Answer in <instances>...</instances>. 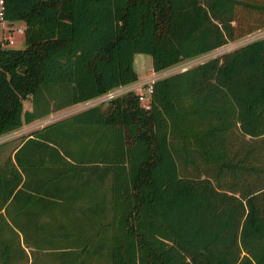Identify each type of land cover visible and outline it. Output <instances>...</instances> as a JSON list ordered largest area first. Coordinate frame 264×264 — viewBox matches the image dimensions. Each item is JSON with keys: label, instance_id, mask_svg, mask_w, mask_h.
<instances>
[{"label": "trees", "instance_id": "obj_1", "mask_svg": "<svg viewBox=\"0 0 264 264\" xmlns=\"http://www.w3.org/2000/svg\"><path fill=\"white\" fill-rule=\"evenodd\" d=\"M3 3L25 45L0 36V134L136 80V51L161 69L264 26V0ZM151 84L0 161V264H264V35Z\"/></svg>", "mask_w": 264, "mask_h": 264}, {"label": "rangeland", "instance_id": "obj_2", "mask_svg": "<svg viewBox=\"0 0 264 264\" xmlns=\"http://www.w3.org/2000/svg\"><path fill=\"white\" fill-rule=\"evenodd\" d=\"M21 20H17L13 23L1 21V29L0 36L5 44L21 47L25 45L24 40V31L19 29V22ZM21 23V22H20ZM264 35V26H260L255 28L241 36H238L234 39L228 40L225 43L216 46L208 51L197 54L193 57L183 58L165 68H162L164 71L163 74H168L183 68H186L192 64H195L199 61H202L206 58H209L214 55H219L224 51L230 50L240 44L245 43L253 38H257ZM134 66L138 72V79L132 84L124 85L121 89L115 92V94L125 92L128 89H133L139 93V91H143L144 94H147V86H145V82L150 80L152 77H159L163 74H152V64H151V55L145 51H136L134 53ZM108 98H100V95L94 96L92 98L81 100L64 107H61L57 110H53V114H45L46 116L41 119H34L31 122H23L20 126L9 130L5 133L0 134V161L4 160V158L12 152L13 147L20 141L21 137L31 131L32 129L40 126L42 123H46L52 121L61 116L67 115L71 112L77 111L79 109L85 108L94 103H101L105 106L108 103ZM24 107L31 106V97L30 94L27 95L23 99Z\"/></svg>", "mask_w": 264, "mask_h": 264}, {"label": "built area", "instance_id": "obj_3", "mask_svg": "<svg viewBox=\"0 0 264 264\" xmlns=\"http://www.w3.org/2000/svg\"><path fill=\"white\" fill-rule=\"evenodd\" d=\"M3 8H4V3H3V0H0V18L1 20L3 21ZM5 22H7L6 20H4ZM21 22V23H20ZM19 22V29L23 30L24 31V27H25V22L24 21H20ZM13 23V22H12ZM2 38V37H1ZM4 43V42H2ZM165 68V67H164ZM165 70H163L162 68L161 69H154L152 67V74H163ZM163 75H166V74H163ZM163 75H160V76H163ZM159 76V77H160ZM157 78V77H156ZM155 79V77H152L150 78V80L146 81L145 82V86H147V94H144L143 91H139L138 93V96H139V99L141 100L142 104L146 107H148L150 105V96H151V90H152V84L151 82ZM124 86V84H120L116 87H113L107 91H105L104 93L102 94H99L100 95V98H110L115 94L116 91H118V89H121L122 87ZM98 96V95H97Z\"/></svg>", "mask_w": 264, "mask_h": 264}, {"label": "crops", "instance_id": "obj_4", "mask_svg": "<svg viewBox=\"0 0 264 264\" xmlns=\"http://www.w3.org/2000/svg\"><path fill=\"white\" fill-rule=\"evenodd\" d=\"M134 67H135V66H134ZM135 69H136V68H135ZM137 73H138V72H137ZM137 79H138V78H137ZM137 79H136V80H137ZM136 80H134V81H132V82H129V83H126V84H124V85L132 84V83L135 82ZM55 110H57V109H55ZM53 113H54V111L52 110V111H50V112L47 113V114H48V115H49V114L51 115V114H53ZM47 114H46V115H47ZM46 115H43V116H46ZM43 116H40V117H37V118L42 120V117H43ZM35 119H36V118H35ZM33 120H34V119H33ZM31 121H32V120H31ZM31 121H29V122H31ZM46 123H47V122H46ZM42 124H43V123H42ZM42 124H41V125H42Z\"/></svg>", "mask_w": 264, "mask_h": 264}]
</instances>
